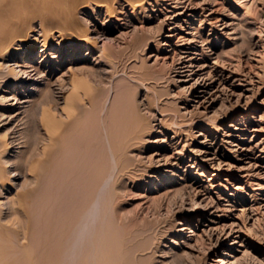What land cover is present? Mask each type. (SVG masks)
Segmentation results:
<instances>
[{
    "label": "rangeland",
    "instance_id": "rangeland-1",
    "mask_svg": "<svg viewBox=\"0 0 264 264\" xmlns=\"http://www.w3.org/2000/svg\"><path fill=\"white\" fill-rule=\"evenodd\" d=\"M214 1L217 2L215 3ZM214 1L157 0V3H155V0H149L148 2L152 5L145 3L140 10L138 9L133 13V17L136 20L132 17L131 11L130 13L128 11L126 13L127 16L119 17V20L115 19L117 25L115 30L107 34L108 38H113L111 43L108 44V52L110 53L109 55H112L110 56L112 58L110 61L104 60V64H96L98 60L94 61V59L98 54L90 53L87 56L89 51L84 48H81L79 54L84 55L83 58L86 55L87 60L73 61L71 58H74V56H69L68 47L69 62L59 67V69L57 68L58 70L50 74L49 77L51 81L55 79L61 80V82H64H62L63 84L70 87V85L68 86L70 80H65L66 78L61 73L65 72L69 67L72 70L75 68L73 71L81 76L85 82V86H83L80 93L83 100L85 99L87 102H84L85 104L83 105H78L80 115H77L72 124L71 134L69 133L70 143L66 148V152L61 153V158H59L60 156L55 158L51 156L52 161L50 163H45V165L41 163L38 164L39 166L35 164V161L39 158V160H43V157L37 154L36 157L38 158L34 157V152L37 149L40 150L39 148L43 146L42 142L44 141L41 142V140L44 137L40 129H38L39 126L36 124L32 125V119H29L31 117L29 110L23 112L7 128H3L2 123L4 121L1 123L0 119V126H2L0 127V132L2 131L0 141L5 139V134L10 128L14 132L21 131L18 134L21 137L24 136L25 140L22 139L25 141V145H34V148L33 146L28 148L29 152L26 146L24 147L26 149L23 148V151L18 154V157H22L20 158V163L16 160V162H10L11 165H9L8 159L4 161V166L9 163L5 166L8 172L13 174V171L16 170L18 176L15 178L14 187L0 192L2 202L6 199L8 200L0 206V209H2L0 210V215L2 216H0V219L2 218L5 221L3 225L0 223L3 227L0 230V253L2 255H0V264H61L60 261L65 258L63 253L66 251L65 244L62 243L64 238L63 231L69 226L70 219L74 218L72 217L74 214L72 212L73 208L76 211L77 208L87 211V208H89V205L91 206V202L94 200L92 197H95L93 195L91 197V193H94L93 189L95 188L88 185L89 183L86 185V181H80L83 173L80 174L79 172H84L82 171V163L84 164L87 161L85 158L87 156L86 153H88L86 150L85 152L83 151L85 148L82 144L89 142L93 138L95 133L93 134L92 132L96 128L100 130V124L97 119L101 121L105 115H108L110 119H115V136H118L115 137V140L118 141H115V149L118 162L117 160L115 161L116 169L112 168V165L110 166V174L115 175H110L111 181L109 182L110 187L108 186L107 188L108 192H106L104 197L100 198V200H103L100 202L102 203L100 204V209H98L99 216H97V224H95L94 229H96L92 233L93 236L92 234L88 235V241L90 242L93 239V243L90 242V246L89 244L85 246L87 251L83 250L82 254L79 255V261H76L77 257H75L74 264H80L81 262L85 264H90V262L91 264L93 262L95 264H117L115 258L112 257L116 256L115 253H118V247L120 246L121 249H124V259H127H123L121 264H126L127 262L130 264V260H132L131 264H176L175 258L173 259L172 257L173 253L189 256L187 259L189 258L190 260L192 258L191 261L188 259L190 261L189 264H221L220 261L223 259L224 261H229L230 264H264V0ZM183 7H188V11ZM214 10L215 12L210 14ZM175 12L181 14L174 16ZM91 13L92 9H87L80 14V19L83 22L85 21L84 23L90 19L91 22L96 24L97 28L102 29L101 23H103L105 17L104 11L101 16L99 15L96 18L91 16ZM188 45L197 49L193 50V54L187 58L192 57L193 60L184 62L181 65L177 64L181 59L180 57L184 56L182 54L184 49L182 48ZM54 48L57 51L59 49L57 46ZM118 48L121 49H119L120 52ZM41 50L39 44L35 52V63L33 62L35 65H38L39 57L42 55ZM165 52H167V57L173 56L172 64L174 66L171 64V57V59H164L163 54ZM180 61L182 62V60ZM111 62H114L113 65ZM181 66L184 68L179 69ZM43 70H45L44 66L41 72ZM78 70L79 73L77 72ZM176 70L182 72H176ZM37 78L38 76H36ZM44 83L45 80L39 79L37 82L31 83L29 87L31 89L38 86L43 88L45 87ZM204 83L210 86L201 88L199 85ZM89 86L94 89L93 92L89 89ZM200 90L203 92H200ZM91 92L92 95H90ZM6 93H0V96L3 94L7 95V97L11 96L10 92ZM81 94L79 95L81 96ZM88 95L89 97L87 98ZM42 96L45 101H48V92L43 93ZM31 98L35 99L37 96L35 95V97ZM86 103L87 106L89 105L88 107ZM106 107L109 108L106 109ZM102 108H104L103 112L100 113ZM5 116V119H7L8 113ZM129 123L139 127L145 133H143L142 142L136 146L135 150L127 149L123 140H120L125 132L131 130L128 127ZM20 127L22 130L19 129ZM86 129L89 131H86ZM97 129L94 132H97ZM38 131H40L42 136L39 135ZM173 131L177 134L175 135ZM4 132L6 133L4 134ZM18 134L15 133L17 136ZM87 136H92V138L89 139ZM81 137L87 142H83ZM80 138L82 143L78 140ZM116 138L120 139L117 140ZM33 141L41 145L35 148L37 144L35 145ZM71 142L74 144L75 149ZM76 146L80 147L78 152L76 151ZM33 149L36 150L33 152ZM26 151L27 155L23 154ZM70 151H73L72 155ZM29 154H33V156H29ZM64 154L67 157L69 156V162L63 161L67 163V166L62 162V160L67 158L66 156L63 158ZM27 156L32 159L29 160ZM72 157L74 158L71 159ZM183 157L185 162H181L179 166L183 168L185 164L187 172H183L180 169L176 170L175 176H172V183L167 180L166 186L162 185L155 189L154 187L158 182L156 183L150 178L156 174L157 170H154V168H157L159 163L163 164L170 161L173 163L176 159H182ZM207 158H212L210 163L202 162ZM25 160H28L26 162L29 163H26ZM139 162L141 163L139 164ZM15 163L20 173L16 169ZM23 163H25V166L23 165L22 167ZM60 164L61 166L59 167ZM189 166H192V168H188ZM33 167L35 168L34 170L32 169ZM67 167L71 168V170L68 169L67 171ZM57 168L58 170L55 171ZM163 168L164 170L169 169L168 167ZM35 170L36 172L34 173L33 171ZM59 170L61 171L59 172ZM128 170H131V173L130 171L128 173ZM62 171L63 173L66 171L69 176H63L66 173L61 175ZM70 171H73V173ZM86 173L93 175L92 172ZM212 174H215V177ZM130 175L142 181L136 180V183L133 184L132 180H130ZM163 175L169 174L163 172ZM35 177L37 178L34 179ZM65 179L68 184L67 182L65 184ZM208 179H210L209 182ZM47 180L49 181L47 182ZM77 182L79 183L76 184ZM210 184H214L213 187L215 188L211 190ZM69 185L72 189L68 188ZM117 186L120 187L118 188ZM64 187L70 191H66ZM89 189L91 192L88 191ZM45 191L46 195L44 194ZM55 191L57 195L54 197ZM49 192H53V195L51 193L52 196L48 195ZM111 194L112 196H110ZM51 197L54 202L50 200ZM114 199L116 200L115 203ZM64 200L72 202L68 206L71 209L66 210V213L63 212L62 204ZM104 201H107L110 206ZM57 213H61L62 216L59 214V217L56 215ZM181 221H185V223L179 224L182 223ZM125 222H128L126 226L123 225ZM98 223L102 227L98 228ZM190 227L198 231V237L193 240L186 236ZM184 228H187V230L184 232L185 235L184 233L182 235L181 229ZM51 229L55 230L52 231ZM126 229L128 232L130 230V232L127 233ZM102 231L103 233H101ZM14 233L17 234L14 235ZM94 233H101V235H96L98 238L100 237L99 239L97 238V242L99 241L98 245H96V240H94ZM127 234L133 237L126 236ZM220 235H224L222 236L224 241L221 244L218 243ZM227 235L233 236H228L227 238ZM127 237L128 239H126ZM88 241L87 243H89ZM233 242L236 243L232 245L231 243ZM194 245L197 246L194 252H190L184 247H194ZM96 246L98 247L96 248ZM20 247L25 248L23 250ZM149 249L153 250L151 254H149L151 252ZM10 252L12 253L11 255H9ZM218 252H230L233 258L218 256ZM28 253L31 255H28ZM26 255H28V259L31 262L26 259ZM87 255H91L95 259L92 257L91 260H87ZM18 257L19 259L17 260ZM66 257L68 258V256ZM13 259L14 261H12ZM22 259L24 260L21 261ZM217 259H220V261L217 262ZM72 261V259L70 261L66 259L64 264H67V262L69 264ZM75 261L78 263H75ZM185 264L188 263L185 262Z\"/></svg>",
    "mask_w": 264,
    "mask_h": 264
},
{
    "label": "bare ground",
    "instance_id": "bare-ground-1",
    "mask_svg": "<svg viewBox=\"0 0 264 264\" xmlns=\"http://www.w3.org/2000/svg\"><path fill=\"white\" fill-rule=\"evenodd\" d=\"M149 0H0V93H6V92H10L11 96L7 95L5 96L4 94L2 96H0V119H1V123L3 128H7V126L9 127L10 124H12L13 121H15V119L17 117H19L20 115H22L23 112H25L26 110H29V115L32 117H30L29 119H32V125L34 126V124L38 125V129H40V131L43 134V137L41 140L44 141L42 142L43 146L41 148H39L40 150H34L38 151L36 153V151L34 152V157H36V154L39 155L40 157H43V160H36L35 164H44L45 163H50L52 160V157H58L61 155V153H65L66 152V148L68 147V144L70 143V130L72 129V124L74 123L77 115H80L79 110L80 108H78V105L81 104H85L84 102L85 99L83 100L82 98V94L80 93L81 89L83 88V86H85V82L82 79L81 76H79L78 74H76L73 70L75 69H71V67L67 68L65 70V72L63 71L61 73L62 76H64L66 79L65 80H70L68 86L70 85V87H67L66 84H63L60 81H58L57 79L51 81V78L49 77L50 74H52L53 72L57 71L59 69V67L64 66L67 62H69L68 60V55H67V50L69 47V56H74V58H71V60L73 59V61H86V55L83 58L84 55H80L79 52H81V48L86 49L87 51H89V53H87V56L90 53H97V57L94 59V61H96V64H102L104 62V60L106 61H110V59L112 57V55H109L110 53L108 52V44L111 43L112 39L107 37V34L112 33L115 28H116V20H119V17L122 16H127L126 13L129 11H131L132 13V17H133V13H135L138 9L140 10V8H142L143 4H148V5H152L150 2H148ZM161 1V0H160ZM166 1H172V0H166ZM214 1V0H213ZM208 2V1H207ZM212 2V1H211ZM215 2V1H214ZM217 2V1H216ZM215 2V3H216ZM155 3H157V0H155ZM210 4V3H208ZM117 5V6H115ZM159 5V4H158ZM146 7V6H145ZM153 7V6H152ZM181 8V7H180ZM188 11V7H183ZM87 9H92V15L94 16V18H96L97 16H101L102 12L104 11V19H103V23L102 26L103 28L99 29L97 28L96 24L91 22L90 19L87 21L86 23H84L82 21V19H80V14H82L83 12H85ZM181 12V11H179ZM174 13V16H177L178 14L181 13ZM215 12L211 11L210 14H213ZM129 15V14H128ZM185 16V15H184ZM131 17V18H132ZM130 18V17H129ZM134 18V17H133ZM132 18V19H133ZM168 18V17H167ZM92 19V18H91ZM121 19V18H120ZM135 19V18H134ZM136 20V19H135ZM125 22V20H124ZM140 22V21H139ZM143 22V21H142ZM141 23V22H140ZM120 24V23H119ZM122 24V23H121ZM126 24V23H124ZM129 24V23H128ZM126 26V25H125ZM129 26V25H127ZM118 37V36H117ZM120 37V36H119ZM115 38V37H114ZM121 38V37H120ZM124 39V38H122ZM114 41V40H113ZM118 41V40H117ZM123 42V41H122ZM129 42V41H128ZM199 42V41H198ZM41 47V53L42 55H40V59L38 61V65H35L34 60H35V52L37 50V47L39 46ZM129 44V43H128ZM127 44V45H128ZM57 46L59 49L57 51V49H53V47ZM120 46V45H119ZM129 46V45H128ZM168 46V45H167ZM114 47V46H112ZM121 48V47H120ZM118 48V50L120 49ZM128 48V47H127ZM111 49V48H110ZM182 51V54H184V56L180 57L182 60V62L179 60V62L177 64H183L184 62H188L193 60L192 57H190L189 59H187L191 54H193V50H197L196 48H194L191 45H188ZM121 50V49H120ZM119 50V52H120ZM167 51V50H166ZM118 53V52H117ZM167 52H165L164 55V59L166 58H170L171 56L167 57L166 54ZM86 54V53H85ZM175 54V53H174ZM173 54V55H174ZM195 54V53H194ZM37 55V54H36ZM118 55V54H117ZM175 57V56H174ZM163 58V57H162ZM172 58V62L173 63V56ZM170 58V59H171ZM114 60V58H113ZM34 62V63H33ZM115 62V61H114ZM113 62V63H114ZM37 63V62H36ZM106 63V62H105ZM112 63V62H111ZM112 63V65H113ZM104 64V63H103ZM110 64V63H108ZM46 65V66H45ZM69 65V64H68ZM111 65V66H112ZM170 65V64H169ZM173 65V64H172ZM44 66L45 70H43L41 72L42 67ZM174 66V65H173ZM172 66V67H173ZM177 66V65H176ZM171 67V65H170ZM58 68V69H57ZM177 68V67H176ZM184 68L183 66L179 67V69ZM81 69V68H80ZM111 69V68H110ZM115 69V68H113ZM105 71V70H104ZM112 71V70H110ZM174 71V70H173ZM79 73V70L77 71ZM81 72V70H80ZM176 72H182V71H177ZM105 73V72H104ZM93 74V73H92ZM115 74V73H114ZM60 75V76H61ZM112 75V74H111ZM36 76H38V78L36 79ZM45 80V87L40 88L38 87H34L31 89L30 84L33 82H37V80ZM64 80V79H63ZM91 82V81H90ZM67 83V82H66ZM37 86V85H36ZM201 88H208L207 86H210L209 84L204 83L203 85H199ZM90 87V86H89ZM91 89V87L89 88ZM112 89V88H111ZM31 90V91H29ZM92 92L94 91V89H91ZM109 91V90H108ZM48 92V101H45L42 97V94ZM92 92L90 93V95H92ZM199 92V91H198ZM200 92H203L200 90ZM7 94V93H6ZM81 94V96L79 95ZM35 95L37 96V98L33 99L31 97H35ZM100 95V94H99ZM113 95V94H112ZM84 97V96H83ZM89 97V95L87 96V98ZM92 98V97H91ZM114 99V98H113ZM98 100V99H97ZM108 100V99H107ZM11 101V102H10ZM104 104V103H103ZM113 104V103H112ZM80 105V106H81ZM114 105V104H113ZM87 106V103H86ZM89 106V105H88ZM87 106V107H88ZM91 106V105H90ZM97 106V105H96ZM85 107V106H84ZM105 107V105H104ZM109 107H106V109ZM84 109V108H82ZM93 109V108H92ZM103 109H101V112H103ZM87 110V109H86ZM110 110V109H109ZM108 111V110H107ZM86 112V111H85ZM97 112V111H96ZM112 112V111H111ZM126 112H128V110H126ZM130 112V111H129ZM6 113H8L7 119H5V115ZM28 113V112H26ZM107 113V112H106ZM104 114V113H103ZM102 115V114H101ZM100 115V116H101ZM115 115V114H114ZM117 115V114H116ZM131 115V114H130ZM135 115V114H134ZM89 116V115H88ZM122 116V115H121ZM124 116V115H123ZM29 117V116H28ZM125 117V116H124ZM82 118V117H81ZM113 118V117H112ZM123 118V117H122ZM129 118V117H128ZM22 119V118H21ZM88 119V118H87ZM93 119V118H92ZM126 119V118H125ZM19 120V119H18ZM79 120V119H77ZM89 120V119H88ZM94 120V119H93ZM121 120V119H120ZM129 120V119H128ZM22 121V120H21ZM20 121V122H21ZM25 121V120H24ZM97 121H99L100 124V130L97 129V132H92L93 138L92 136L89 137L92 138L89 142L85 141L82 137L83 142H87L82 144V146H84V152L85 150L88 152L86 153V160L85 163H82V171L84 172H79L80 174H82V178H78L80 179V181H86V185L87 183H89L88 185H90L91 187L95 188L94 193H91V197L92 195L95 197L94 200L89 203L91 204V206L89 205V208H87L88 210L86 211L84 208V210H80L77 208V211L75 210V208H73V216L74 218L70 219L71 222H69V226H67V228L64 229V238L62 240V243L65 244L66 247V251L63 253L65 258L63 260H61V264H64L66 259L67 260H73L72 262H70L69 264H74V260L75 257L76 261H79V255L82 254L83 250L85 249V246H87V244H89V246L91 245L90 242L93 243V239L89 242L88 241V235L92 234L94 232V227L95 224H97V216H99V212L98 209H100V202H102V200H100V198L106 194L107 188L109 186V182L111 181V176L112 173L111 172V165L112 168H115V161L117 160L116 157V149H115V119H110L108 115H105L101 121L97 119ZM96 121V122H97ZM28 122V120H27ZM30 122V121H29ZM92 122V121H91ZM0 123V124H1ZM117 123V122H116ZM134 123V122H133ZM94 124V123H93ZM124 124V123H123ZM130 124V123H129ZM136 124V123H135ZM122 125V124H121ZM128 125V124H127ZM0 126V127H2ZM32 126V127H33ZM86 126V125H85ZM92 126V125H91ZM97 126V125H96ZM134 126V127H133ZM11 127V126H10ZM36 127V126H35ZM34 127V128H35ZM117 127V126H116ZM125 127H127L125 125ZM129 128H131V130H128L127 132L120 133L123 134L122 138L120 136V140H123V143L127 146V149L129 148L130 150H135L136 146L139 145L142 140H143V131L140 130L139 127H136L135 125H132V123L128 126ZM17 128V126H16ZM76 128V127H75ZM81 128V126H80ZM119 128V127H118ZM116 128V129H118ZM123 128V127H122ZM206 128V127H205ZM9 130H7V134H5L6 132H4L5 134V139L3 141H0V192L3 190H9L12 187H14L15 185V178L16 176H18V173L16 172V170L13 171V174H11L10 172H8V170L6 169L7 166L10 162H16V160L19 161L20 163V158L22 157H18V154H20L23 150L24 147L27 146V150L29 147L34 148V145L31 144V146L25 145V139L23 137H21L19 134L21 133V131H16L14 132L12 129L8 128ZM21 129V127L19 128ZM28 129V128H27ZM26 129V130H27ZM121 129V128H119ZM22 130V129H21ZM85 130V129H84ZM173 130V129H172ZM175 130V129H174ZM25 131V130H24ZM36 131V130H35ZM39 135L42 136V134ZM74 131V130H73ZM86 131H89L86 129ZM121 131V130H120ZM123 131V130H122ZM2 132V131H1ZM0 132V135H1ZM72 132V131H71ZM117 132V131H116ZM149 132V131H148ZM174 132V131H173ZM178 132H180L178 130ZM18 134L17 135H15ZM31 133V132H30ZM85 133V132H84ZM91 133V132H88ZM87 133V134H88ZM182 133V132H181ZM180 133V134H181ZM3 134V133H2ZM3 134V137H4ZM14 134V135H12ZM25 134V133H24ZM71 134V133H70ZM75 135V133H73ZM83 134V133H82ZM145 134V133H144ZM174 134L176 135L177 133L174 132ZM173 134V135H174ZM23 135V134H22ZM31 135V134H30ZM118 135V134H117ZM174 135V136H175ZM2 136V135H1ZM0 136V137H1ZM27 136V135H26ZM78 136V135H77ZM76 136V137H77ZM178 136V135H177ZM176 136V137H177ZM199 136V135H198ZM203 136V135H201ZM229 136V135H227ZM74 137V136H73ZM72 137V138H73ZM80 137V136H79ZM86 137V135H85ZM84 137V138H85ZM24 140H23V139ZM39 138H41L39 136ZM80 139L79 142H80ZM29 139V138H28ZM36 139V138H35ZM75 139V138H74ZM77 139V138H76ZM88 139V138H87ZM117 139V138H116ZM117 139V140H119ZM27 140V139H26ZM77 140V141H78ZM146 140V139H144ZM40 141V140H38ZM147 141V140H146ZM40 142V143H41ZM118 142V141H116ZM34 143V141H33ZM39 143V142H38ZM72 143V142H71ZM82 143V142H80ZM122 143V142H121ZM35 145L37 144L36 142L34 143ZM78 144V143H77ZM123 144V145H124ZM30 145V144H29ZM41 144H37L35 148H37V146H39ZM71 145L74 144L72 143ZM119 145V144H117ZM144 145V143H143ZM70 146V145H69ZM78 146V145H77ZM76 146V147H77ZM81 146V145H80ZM147 146V144H146ZM170 146V145H168ZM72 147V148H73ZM121 147V146H120ZM71 148V147H69ZM71 148V149H72ZM78 148L77 147V152H78ZM82 148V147H81ZM140 148V147H138ZM146 148V147H145ZM154 148V147H153ZM26 149V148H24ZM75 149V147H74ZM118 149V148H117ZM143 149V148H142ZM149 149V148H148ZM152 149V148H151ZM31 150V149H30ZM80 150V149H79ZM157 150V149H156ZM25 151V150H24ZM119 151V150H118ZM139 151V150H137ZM29 152V150H28ZM32 152V153H33ZM68 152V151H67ZM71 152V151H70ZM73 152V151H72ZM71 152V155H72ZM76 152V153H77ZM142 152V151H141ZM26 152H24L23 154H26ZM81 153V152H80ZM131 153V152H130ZM145 153V152H144ZM128 154V153H127ZM155 154V153H154ZM160 154V153H159ZM27 155V154H26ZM33 154H29V156ZM68 155H70L68 153ZM133 155V154H132ZM139 155V154H138ZM157 155V154H155ZM29 156L28 159H29ZM52 156V157H51ZM65 154L63 156V158H65ZM74 156V154H73ZM79 153H78V157H79ZM141 156V155H140ZM18 157V158H17ZM24 157V156H23ZM67 157V156H66ZM69 157V156H68ZM65 158L64 160H62V162L65 160L68 161L69 158ZM134 157V156H133ZM181 157V156H180ZM26 158V157H25ZM38 158V157H36ZM61 158V156L59 157ZM62 158V159H63ZM74 157H72L71 159H73ZM77 158V157H76ZM136 158V157H135ZM171 158V157H170ZM5 159H8L7 164H5L4 166V161ZM32 159V158H31ZM29 159V160H31ZM164 159V158H163ZM169 159V158H168ZM165 159V160H168ZM175 159V158H174ZM34 160V159H33ZM83 160V159H82ZM162 160V159H161ZM212 160V158H207L204 159V161L202 162H207L210 163V161ZM24 161V159H23ZM28 160H25V162ZM58 163H60L59 160H57ZM75 161V160H74ZM78 161V159H77ZM123 161V160H122ZM121 161V162H122ZM138 161V160H136ZM141 161V159H140ZM164 161V160H163ZM169 161V160H168ZM189 161V159H188ZM55 162V161H54ZM61 162V163H62ZM63 162V163H64ZM69 162V161H68ZM83 162V161H82ZM118 162V160H117ZM125 162V161H124ZM156 162V160H155ZM181 162H185V158L183 157L182 159H176L175 162H164L163 164H158L157 168H154V170L156 171L155 175H152L150 178L154 181H156V183L160 182L159 184L157 183V185H155V189H158L159 186H166L165 184L168 182H173V178L172 176H175V171L176 170H181L183 172H187L186 168H185V164L183 165V168L180 165ZM187 162V161H186ZM29 163V162H26ZM31 163V161H30ZM56 163V162H55ZM56 163V164H58ZM73 163V162H72ZM136 163V162H135ZM141 162H139L140 164ZM151 163V161H150ZM32 164V163H31ZM46 164V165H47ZM67 166V163H64ZM70 164V163H69ZM68 164V166H70ZM155 164V163H153ZM157 164V163H156ZM11 165V163L9 164ZM19 165V164H18ZM25 166V163L22 164ZM34 165V164H33ZM43 165V166H44ZM55 165V164H54ZM74 165V164H72ZM121 165V164H120ZM133 165V164H132ZM16 169L18 170V166L16 165ZM27 166V165H26ZM29 166V165H28ZM39 166V165H38ZM61 166V164L59 165V167ZM156 166V165H155ZM11 167V166H10ZM19 167H21L19 165ZM48 167V166H47ZM55 167V166H54ZM80 167V166H79ZM123 167V166H122ZM121 167V168H122ZM126 167V166H125ZM163 167H168L169 169L164 170ZM25 168V167H24ZM28 168V167H27ZM26 168V170H27ZM53 168V167H52ZM64 168V167H63ZM76 168V167H75ZM74 168V170H75ZM130 168V167H129ZM132 168V167H131ZM188 168H192V166H189ZM15 169V168H14ZM20 169V168H19ZM31 169V168H30ZM33 170L35 169L34 167L32 168ZM46 169V168H44ZM62 169V168H61ZM68 169L71 170V168L67 167V171ZM79 169V168H78ZM81 169V167H80ZM116 169V168H115ZM128 169V168H127ZM150 169V168H149ZM10 170V168H9ZM58 168L55 170L57 171ZM66 170V169H65ZM73 170V169H72ZM147 170V169H146ZM189 170V169H188ZM201 170H203V168H201ZM20 170H18L19 172ZM23 171V170H22ZM53 171V170H52ZM61 170H59L60 172ZM64 171V169H63ZM63 171L61 172V175L65 174L63 173ZM80 171V170H79ZM113 171V169H112ZM115 171V170H114ZM126 171V170H125ZM131 173V170H128V173ZM136 171V170H135ZM151 171V170H150ZM34 173L36 172L33 171ZM71 173H73V171H70ZM75 172V171H74ZM78 172V171H77ZM86 172H92L93 175L91 176L89 173V175ZM163 172H166L169 175H163ZM20 173V172H19ZM31 173V172H30ZM46 173V171H45ZM50 173V172H49ZM69 173V172H68ZM115 173V172H114ZM134 173V172H133ZM52 174V173H51ZM70 174V173H69ZM78 174V173H77ZM76 174V175H77ZM119 174V173H118ZM138 174V173H136ZM28 175V174H27ZM30 175V174H29ZM58 175V174H57ZM60 175V173H59ZM60 175V176H61ZM71 175V174H70ZM73 175V174H72ZM115 175V174H113ZM112 175V176H113ZM125 175V174H124ZM134 175V174H133ZM187 175V174H186ZM33 176H35V174H33ZM44 176V175H43ZM51 176V175H50ZM65 177H68L69 175H67V173L65 175H63ZM74 176V175H73ZM72 176V177H73ZM141 176V175H140ZM169 176H171L169 178ZM212 176L215 177V174H212ZM39 178V176H37ZM37 177H35L34 179H36ZM46 177V176H45ZM55 177V176H54ZM64 177V178H65ZM71 177V176H70ZM78 177V175H77ZM81 177V176H80ZM115 177V176H114ZM117 177V175H116ZM127 177V176H126ZM139 177V176H138ZM51 178V177H49ZM119 178V177H118ZM120 178H122L120 176ZM129 178V177H128ZM137 178V176H136ZM145 178V177H144ZM24 179V178H23ZM26 179V177H25ZM24 179V180H25ZM74 179V178H73ZM45 180V179H44ZM53 180V179H52ZM57 180V179H56ZM61 180V179H60ZM118 180V179H117ZM127 180V178H126ZM130 180H132V183L135 184L136 180L135 177L130 175ZM213 180V179H212ZM49 180H47L48 182ZM64 181V180H62ZM61 181V183H62ZM73 181V180H72ZM128 181V180H127ZM137 181H142V180H137ZM210 181V179H208V182ZM26 182V181H25ZM41 182V181H40ZM43 182V181H42ZM60 182V181H59ZM67 180L65 179V184H66ZM70 182V181H69ZM74 182V181H73ZM129 182V181H128ZM175 182V181H174ZM53 183V182H52ZM64 183V182H63ZM79 182H77L76 184H78ZM84 183V182H83ZM120 183V181H119ZM131 183V182H130ZM152 183V182H151ZM46 184V182H45ZM44 184V185H45ZM50 184V183H49ZM68 184V182H67ZM42 185V184H41ZM56 185V184H55ZM71 185V184H70ZM69 185V189L70 188ZM74 185V184H73ZM83 185V184H82ZM149 185V184H148ZM171 185V184H170ZM214 184H210V188L211 190L215 187H213ZM58 186V185H57ZM122 186V185H121ZM154 186V185H153ZM174 186V185H173ZM220 186H222V184H220ZM60 187V186H58ZM63 187V186H62ZM75 187V186H74ZM73 187V188H74ZM84 187V186H83ZM110 187V186H109ZM113 187V186H111ZM118 187V186H117ZM116 187V189H117ZM120 187V186H119ZM118 187V188H119ZM123 187V186H122ZM134 187V186H133ZM136 187V186H135ZM41 188V187H40ZM47 188V187H46ZM52 188V187H51ZM55 188V187H53ZM61 188V187H60ZM65 188V187H64ZM76 188V187H75ZM79 188V187H78ZM45 189V188H44ZM50 189V188H49ZM48 189V190H49ZM66 189V188H65ZM77 189V188H76ZM74 189V190H76ZM80 189V188H79ZM82 189V188H81ZM46 190V189H45ZM56 190H58L56 188ZM121 190V189H120ZM43 191V190H42ZM64 191V190H63ZM66 191H70L67 190ZM72 191V190H71ZM89 192L90 189L88 190ZM116 191V190H115ZM127 191V189H126ZM56 192V191H55ZM60 192V190H59ZM58 192V193H59ZM65 192V191H64ZM63 192V193H64ZM111 192V190H110ZM121 192V191H120ZM17 193V192H16ZM15 193V194H16ZM26 193V192H25ZM46 193V191L44 192V194ZM51 192L48 193V195ZM81 194V192H79ZM122 193V192H121ZM2 194V193H1ZM8 194V193H7ZM34 194V193H33ZM32 194V195H33ZM53 195V192L51 193ZM50 194V196H52ZM70 194V193H69ZM82 194L84 195V193L82 192ZM18 195V194H17ZM36 195V194H35ZM34 195V196H35ZM46 195V194H45ZM57 195V192L54 194V197ZM59 195V194H58ZM62 195V194H61ZM67 195V193H66ZM75 195V194H73ZM78 195V192H77ZM24 196V195H23ZM29 196V195H28ZM80 196V195H79ZM78 196V197H79ZM88 196V195H87ZM112 196V194L110 195ZM5 197V196H4ZM3 197V198H4ZM13 197V196H12ZM10 197V198H12ZM16 197V196H14ZM58 197V196H57ZM61 197V196H60ZM89 197V196H88ZM2 198V199H3ZM8 198V197H7ZM9 198V199H10ZM29 198V197H28ZM64 198V197H63ZM66 198V197H65ZM71 198V197H70ZM69 198V199H70ZM132 198V197H131ZM6 199V198H5ZM36 199V197H35ZM68 199V200H69ZM75 199V198H74ZM78 199V198H77ZM86 199V198H85ZM84 199V200H85ZM117 199H119L117 197ZM128 199V198H127ZM20 200V199H19ZM29 200V199H28ZM52 202H54V199ZM73 200V199H72ZM90 200V199H89ZM120 200V199H119ZM125 200V199H124ZM5 201H8L7 199ZM3 201V202H5ZM22 201V200H21ZM37 201V200H36ZM40 201V200H38ZM49 201V200H48ZM56 201V198H55ZM58 201V199H57ZM62 201V199H61ZM83 202V200H81ZM87 201V200H86ZM85 201V202H86ZM113 201V200H112ZM122 201V200H121ZM1 200V195H0V206L3 203ZM71 202V201H70ZM70 202H68L67 200H64L63 202V209L66 213V210L71 209L68 208ZM107 202V201H104ZM116 202V200L114 199V203ZM9 203V202H8ZM51 203V202H50ZM57 203V202H56ZM62 203V202H61ZM72 203V202H71ZM75 203V202H74ZM81 203V202H80ZM88 204V202H86ZM121 203V202H120ZM4 204V203H3ZM24 204V203H22ZM31 204V203H30ZM34 204V203H33ZM86 204V205H87ZM111 204V203H110ZM21 205V204H20ZM40 205V203H39ZM42 205V203H41ZM47 205H54V204H47ZM57 205V204H55ZM84 205V203H83ZM107 205L108 202H107ZM61 206V205H60ZM73 206V205H72ZM110 206V205H109ZM114 206V205H113ZM31 207V206H30ZM53 207V206H51ZM56 207V206H54ZM59 207V206H58ZM2 208V207H1ZM5 208V207H4ZM9 208V207H8ZM50 208V207H49ZM61 208V207H60ZM82 208V206H81ZM102 208V207H101ZM125 208V207H124ZM146 208V207H145ZM19 209V208H18ZM51 209V208H50ZM54 209V208H53ZM2 210V209H0ZM31 210V209H30ZM149 210V208H148ZM101 212V211H100ZM19 213V212H18ZM56 213V212H55ZM68 213V212H67ZM1 214V213H0ZM23 214V212H22ZM37 214V213H36ZM40 214V213H39ZM42 214V213H41ZM61 214V213H59ZM59 214L57 213L56 215L59 216ZM71 214V213H70ZM116 214V212H115ZM120 214V213H119ZM129 214V213H128ZM13 215V214H11ZM10 215V216H11ZM38 215V214H37ZM55 215V214H54ZM101 215V214H100ZM1 216V215H0ZM40 216V215H39ZM47 216V215H46ZM51 216V215H50ZM53 216V215H52ZM62 216V214H61ZM66 216V215H65ZM105 216V215H104ZM125 216V215H124ZM2 217V216H1ZM49 217V216H48ZM60 217V216H59ZM69 217V216H68ZM11 218V217H9ZM39 218V217H38ZM106 218V217H105ZM120 218V217H119ZM17 219V218H16ZM42 219V218H41ZM67 219V218H66ZM99 219H101L99 217ZM104 219V218H103ZM118 219V218H116ZM122 219V218H121ZM127 219V218H125ZM38 220V219H37ZM64 220V219H63ZM120 220V219H119ZM136 220V219H135ZM0 221H3L2 218L0 219ZM13 221V220H12ZM18 221V219H17ZM68 221V220H67ZM105 221V220H104ZM5 221L0 222L2 225L4 224ZM7 222V221H6ZM10 222V221H9ZM96 222V223H95ZM123 222V221H122ZM132 222V221H131ZM136 222V221H135ZM177 222V221H176ZM179 222V221H178ZM182 222V221H181ZM14 223V222H13ZM51 223V222H50ZM101 223V222H100ZM118 223V222H117ZM128 223V222H127ZM125 222V225L127 224ZM130 223V222H129ZM185 223H179V224H183ZM24 224V223H23ZM49 224V223H48ZM67 224V225H68ZM99 224V223H98ZM131 224V223H130ZM140 224V223H139ZM178 224V223H175ZM2 225H0L2 230ZM8 225V224H7ZM11 225V224H10ZM27 225V224H26ZM57 225V223H56ZM132 225H134L132 223ZM137 225V224H136ZM14 226V225H13ZM43 226V225H42ZM97 226V225H96ZM101 225L99 224L98 228ZM130 226V225H129ZM128 226V227H129ZM11 227V226H10ZM9 227V228H10ZM41 227V226H40ZM61 227V226H60ZM102 227V226H101ZM122 227V225H121ZM127 227V229H128ZM139 227V226H138ZM29 228V227H28ZM39 228V227H38ZM55 228V227H54ZM58 228V227H57ZM97 228V230H98ZM124 228V226H123ZM33 229V228H32ZM48 229V227H47ZM104 229V228H103ZM111 229V228H110ZM127 229L125 231H127ZM130 229H132L130 227ZM137 229V228H136ZM16 230V229H15ZM52 230V229H51ZM55 229H53L52 231H54ZM58 230V229H57ZM102 230V228H101ZM182 230V235L183 233L187 230V228L181 229ZM17 231V230H16ZM33 231V230H32ZM108 231V230H107ZM122 231V230H121ZM136 231V230H135ZM22 232V231H21ZM96 232V231H95ZM116 232V231H115ZM124 232V231H123ZM122 232V233H123ZM130 232V230H129ZM127 231V233H129ZM137 232V231H136ZM234 232V231H233ZM18 233V232H17ZM17 233H14V235H16ZM20 233V231H19ZM53 233V232H52ZM103 233V231L101 232ZM101 233H99L101 235ZM113 233V232H112ZM95 234V233H94ZM98 234V233H97ZM97 234H95L94 236V240H96V245H98L97 242ZM98 234V235H99ZM126 234V233H125ZM134 234V233H133ZM221 234V233H220ZM231 234V233H230ZM23 235V232H22ZM58 235V234H57ZM116 236V234H114ZM119 235V234H118ZM123 235V234H122ZM130 236V234H127L126 236ZM185 235V233H184ZM59 236V235H58ZM93 236V234H92ZM103 236V235H102ZM187 238H189L190 240L195 239L196 237H198V231L193 230L191 227L188 228V234H186ZM219 236V235H218ZM221 236V235H220ZM224 236V235H222ZM219 237L218 238V243L221 244L224 240V237ZM228 236H233V235H227ZM12 237V236H10ZM52 237V236H51ZM48 237V238H51ZM57 237V236H56ZM63 237V234H62ZM96 237V239H95ZM109 237V236H108ZM122 237V236H121ZM125 237V235H124ZM131 237V236H130ZM133 237V236H132ZM131 237V238H132ZM14 238V237H13ZM12 238V239H13ZM17 238V237H16ZM100 238V237H99ZM98 238V239H99ZM110 238V237H109ZM129 238V239H131ZM15 239V238H14ZM43 239V238H42ZM41 239V240H42ZM53 239V238H52ZM62 239V238H61ZM128 239V237L126 238ZM7 240V239H6ZM16 240V239H15ZM46 240V239H45ZM44 240V241H45ZM133 240V239H132ZM17 241V240H16ZM25 241V240H24ZM87 241L89 243H87ZM127 241V240H126ZM59 242V241H58ZM103 242V241H102ZM21 243V242H20ZM41 243V242H40ZM52 243V242H51ZM115 243V242H114ZM236 242L231 243L232 245L235 244ZM47 245V243H45ZM44 244V245H45ZM55 244V243H54ZM58 244V243H56ZM61 244V243H60ZM103 244V243H101ZM100 244V246H102ZM126 244V243H125ZM179 244V243H178ZM1 245V244H0ZM4 245V243H3ZM17 245V244H16ZM27 245V243H26ZM39 245V244H38ZM53 245V244H52ZM107 245V244H105ZM104 245V246H105ZM128 245V244H127ZM126 245V246H127ZM132 245V244H131ZM6 246V245H5ZM12 246V245H11ZM23 246V245H22ZM58 246V245H57ZM110 246V245H109ZM124 246V245H123ZM122 246V247H123ZM2 247V246H1ZM14 247V246H13ZM54 247V246H53ZM93 247V246H91ZM98 246H96L97 248ZM121 247V246H120ZM120 247H118V253H115L116 256L112 257L115 258V262H117V264H121L123 262V254H124V249H121ZM125 247V246H124ZM123 247V248H124ZM186 247V249H188L190 252H194L195 251V247H197L196 245L193 246H184ZM4 248V247H3ZM18 248V247H17ZM22 248V247H20ZM25 248V247H23ZM22 248V249H23ZM40 248V247H39ZM42 248V246H41ZM45 248V247H44ZM56 248V247H55ZM88 248V247H87ZM103 248V247H102ZM105 248V247H104ZM10 249V248H9ZM49 249V248H48ZM127 249V247H126ZM133 249V248H132ZM4 250V249H3ZM19 250V249H18ZM17 250V252H18ZM24 250V249H23ZM37 250V249H36ZM41 250V249H40ZM47 250V249H46ZM54 250V249H53ZM58 250V248H57ZM62 250V249H61ZM92 250V249H91ZM130 250V249H129ZM128 250V252H129ZM150 250V249H149ZM27 251V249H26ZM39 251V250H38ZM87 251V249H85V252ZM100 251V249H99ZM98 251V252H99ZM116 251V249H115ZM151 251V250H150ZM153 251V250H152ZM152 251L149 253L151 254ZM22 252V251H21ZM25 252V251H24ZM30 252V251H29ZM60 252V251H59ZM90 249H89V253H90ZM35 253V252H34ZM37 253V252H36ZM40 253V252H38ZM46 253V252H45ZM57 253V252H56ZM88 253V254H89ZM155 253V252H154ZM9 254V253H8ZM12 253L10 252L9 255H11ZM17 254V253H16ZM22 254V253H21ZM27 254V253H25ZM44 254V253H43ZM58 254V253H57ZM62 254V253H60ZM84 254V253H83ZM86 254V253H85ZM92 254V253H91ZM188 254V253H187ZM186 254V255H187ZM190 254V253H189ZM1 255V253H0ZM28 255H31L28 253ZM28 255L26 259H28ZM56 255V254H55ZM129 255V254H128ZM148 255V254H147ZM173 259L175 258V262L176 264H185L188 263L190 261H188L187 257L189 256H185L184 254H172ZM2 256V255H1ZM8 256V255H7ZM25 256V257H26ZM35 256V255H34ZM40 256V255H39ZM46 256V255H45ZM49 256V255H48ZM61 256V255H60ZM68 256V258L66 257ZM127 256V255H126ZM125 256V257H126ZM133 256V255H132ZM143 256V255H142ZM154 256V255H153ZM159 256V255H158ZM170 256V255H169ZM191 256V255H190ZM218 256H226L228 258H233L232 255L230 254V252H218ZM4 257V256H3ZM21 257V256H20ZM31 257V256H29ZM51 257V256H50ZM56 257V256H55ZM73 257V258H72ZM82 257V256H81ZM85 257V256H84ZM87 260H91L93 256H88L87 255ZM90 257V258H89ZM98 257V256H97ZM171 257V256H170ZM10 258V257H9ZM22 258V257H21ZM32 258V257H31ZM41 258V257H40ZM39 258V259H40ZM44 258V257H43ZM58 258H60L58 256ZM61 258H63L61 256ZM60 258V259H61ZM70 258V259H69ZM83 258V257H82ZM107 258V257H106ZM109 258V257H108ZM112 258H110L112 260ZM155 258V256H154ZM2 259V258H1ZM12 259V258H11ZM19 259V257L17 258V260ZM25 259V260H26ZM54 259V258H53ZM93 259H95V257H93ZM101 259V258H100ZM109 259V260H110ZM135 259V258H134ZM24 259H22L21 261H23ZM30 260V259H28ZM27 260V261H28ZM34 260V259H33ZM37 260V259H36ZM42 260V259H41ZM58 260V259H57ZM84 260V258H83ZM82 260V261H83ZM99 260V257H98ZM108 260V259H107ZM127 260V259H124ZM140 260V259H139ZM144 260V259H143ZM2 261V260H1ZM14 261V259L12 260ZM45 261V259H44ZM75 263H78L76 262ZM81 261V260H80ZM95 261V260H94ZM100 261V260H99ZM106 261V260H104ZM130 260V264H131ZM138 261V260H137ZM174 261V260H173ZM217 262L220 261V259L216 260ZM31 262V260L29 261ZM37 262V261H36ZM49 262H50V258H49ZM54 262V261H53ZM52 262V263H53ZM63 262V263H62ZM85 262V261H84ZM87 262V261H86ZM147 262V261H146ZM174 262V263H175ZM221 264H230L229 261H224V259L222 261H220ZM26 263V262H25ZM83 263V262H81ZM80 263V264H81ZM94 263V262H93ZM92 263V264H93ZM138 263V262H137ZM148 263V262H147ZM157 263V262H155ZM159 263H163V262H159ZM167 263V262H166ZM193 263V262H192ZM29 264V263H28ZM36 264V263H35ZM60 264V263H59ZM68 264V262H67ZM79 264V263H78ZM85 264V263H83ZM91 264V262H90ZM95 264V263H94ZM111 264V263H110ZM113 264V263H112ZM128 264V262L126 263ZM133 264V263H132ZM142 264V263H141ZM242 264V263H239Z\"/></svg>",
    "mask_w": 264,
    "mask_h": 264
}]
</instances>
